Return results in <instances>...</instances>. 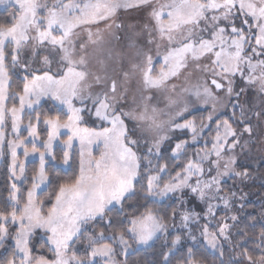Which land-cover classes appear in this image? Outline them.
<instances>
[{
  "label": "snow or ice",
  "instance_id": "snow-or-ice-1",
  "mask_svg": "<svg viewBox=\"0 0 264 264\" xmlns=\"http://www.w3.org/2000/svg\"><path fill=\"white\" fill-rule=\"evenodd\" d=\"M0 264H264V0H0Z\"/></svg>",
  "mask_w": 264,
  "mask_h": 264
},
{
  "label": "trees",
  "instance_id": "trees-1",
  "mask_svg": "<svg viewBox=\"0 0 264 264\" xmlns=\"http://www.w3.org/2000/svg\"><path fill=\"white\" fill-rule=\"evenodd\" d=\"M3 172V167L2 166H0V173H2Z\"/></svg>",
  "mask_w": 264,
  "mask_h": 264
}]
</instances>
